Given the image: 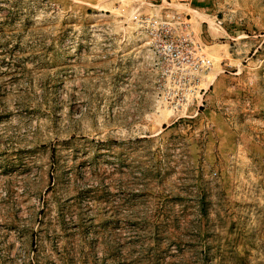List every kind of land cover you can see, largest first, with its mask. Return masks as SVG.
<instances>
[{
  "label": "rangeland",
  "instance_id": "374dc122",
  "mask_svg": "<svg viewBox=\"0 0 264 264\" xmlns=\"http://www.w3.org/2000/svg\"><path fill=\"white\" fill-rule=\"evenodd\" d=\"M0 264H264V0H0Z\"/></svg>",
  "mask_w": 264,
  "mask_h": 264
},
{
  "label": "built area",
  "instance_id": "2783aa9c",
  "mask_svg": "<svg viewBox=\"0 0 264 264\" xmlns=\"http://www.w3.org/2000/svg\"><path fill=\"white\" fill-rule=\"evenodd\" d=\"M148 20L150 33L154 35V38L160 40L158 44L160 52L170 56L179 64L189 63L197 69H209L211 67L212 61L210 58L206 56L191 58L189 53L185 51L184 43L173 37L172 30H175L174 24H184V26L188 24L183 20V16L180 13H167L161 17H150ZM184 40L186 41L187 39L184 37Z\"/></svg>",
  "mask_w": 264,
  "mask_h": 264
}]
</instances>
